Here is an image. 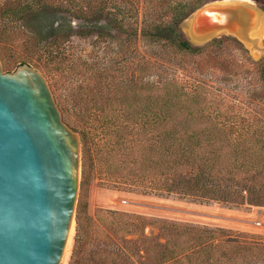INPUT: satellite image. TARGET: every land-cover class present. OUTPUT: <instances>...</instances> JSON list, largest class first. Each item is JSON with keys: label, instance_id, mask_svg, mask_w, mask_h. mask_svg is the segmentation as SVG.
<instances>
[{"label": "trees", "instance_id": "obj_1", "mask_svg": "<svg viewBox=\"0 0 264 264\" xmlns=\"http://www.w3.org/2000/svg\"><path fill=\"white\" fill-rule=\"evenodd\" d=\"M201 5V0L174 2L165 10L166 20L142 28L139 35L171 55L198 57L204 46L190 45L178 25ZM117 11L110 0H0L1 64L8 65L1 51L9 46L15 51V67L44 70L57 63L72 35L71 21L81 22V36L110 39L121 28ZM259 74L264 80V64ZM83 110L86 120L72 127L80 142L79 191L98 175L93 157L107 174L142 189L198 203L264 207L263 132L233 135L231 126L209 113L201 94H188L173 82L124 83L106 104H84ZM97 212L102 216L95 221L105 232L83 247L90 218L77 201L69 264H253L264 251L263 245L254 248L221 229ZM146 226L155 227L163 242L144 237ZM128 235L136 240L123 241Z\"/></svg>", "mask_w": 264, "mask_h": 264}, {"label": "rangeland", "instance_id": "obj_2", "mask_svg": "<svg viewBox=\"0 0 264 264\" xmlns=\"http://www.w3.org/2000/svg\"><path fill=\"white\" fill-rule=\"evenodd\" d=\"M177 1L192 0H110V8L118 9L116 13L121 26L118 31L111 32L110 39L98 38L95 34L81 36L83 29H78L81 22L73 20L72 35L61 48L57 63L47 65L44 70L36 68L45 79L63 123L78 137L79 133L72 127L79 128L78 122L86 120L88 114L87 110H83L84 104L86 107H92L95 103L106 104L124 83L154 86L165 82L175 83L188 94L204 96L209 113L231 126L233 135L255 129L264 134V80L259 74L264 64V51L249 52L235 38L219 34L199 45L204 46V50L198 57L171 55L145 42L139 35L142 28L166 20L165 10ZM201 1L203 5L214 0ZM249 1L264 12V0ZM185 27L184 21L178 25L186 40ZM257 45L264 47V28ZM14 52L9 46H4L1 51L8 60L4 68L0 60L3 72L15 69ZM89 112L91 119L94 117L93 110ZM93 150L91 146L90 151ZM92 167L98 175L87 183L82 192L78 183L76 194V203L78 200L84 203L86 216L90 218L81 237L83 247L102 238L101 234L105 232L103 226L95 221L102 216L97 212L99 210L221 229L233 233L231 237L254 248L264 246V207L198 203L120 181L116 175L107 174L104 167H99L93 157ZM255 223H259V226ZM142 235L158 243L163 242L155 227H144ZM73 236L74 224L58 264H69ZM122 239L136 240V237L128 235ZM262 253L253 264H264V251Z\"/></svg>", "mask_w": 264, "mask_h": 264}, {"label": "water", "instance_id": "obj_3", "mask_svg": "<svg viewBox=\"0 0 264 264\" xmlns=\"http://www.w3.org/2000/svg\"><path fill=\"white\" fill-rule=\"evenodd\" d=\"M182 21L194 47L226 34L249 52L264 51L254 36L264 12L249 0L210 1ZM79 170L78 134L63 123L41 72L0 65V264L59 263Z\"/></svg>", "mask_w": 264, "mask_h": 264}, {"label": "bare ground", "instance_id": "obj_4", "mask_svg": "<svg viewBox=\"0 0 264 264\" xmlns=\"http://www.w3.org/2000/svg\"><path fill=\"white\" fill-rule=\"evenodd\" d=\"M189 20H186V23H188ZM263 28H264V22L262 24L259 25V27L257 28V30L254 33V36H257L258 38L261 37V34L263 32ZM256 226H259V223H255Z\"/></svg>", "mask_w": 264, "mask_h": 264}]
</instances>
